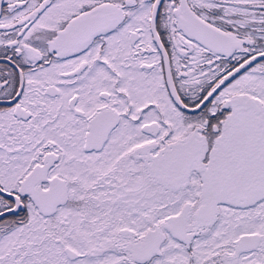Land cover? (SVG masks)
Here are the masks:
<instances>
[{"label": "snow or ice", "instance_id": "obj_1", "mask_svg": "<svg viewBox=\"0 0 264 264\" xmlns=\"http://www.w3.org/2000/svg\"><path fill=\"white\" fill-rule=\"evenodd\" d=\"M0 264H264V0H0Z\"/></svg>", "mask_w": 264, "mask_h": 264}]
</instances>
